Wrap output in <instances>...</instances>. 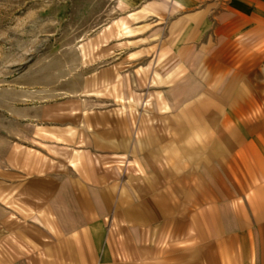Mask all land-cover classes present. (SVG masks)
<instances>
[{
	"label": "crops",
	"instance_id": "1",
	"mask_svg": "<svg viewBox=\"0 0 264 264\" xmlns=\"http://www.w3.org/2000/svg\"><path fill=\"white\" fill-rule=\"evenodd\" d=\"M223 14L44 109L0 163V264H264V0Z\"/></svg>",
	"mask_w": 264,
	"mask_h": 264
},
{
	"label": "rangeland",
	"instance_id": "2",
	"mask_svg": "<svg viewBox=\"0 0 264 264\" xmlns=\"http://www.w3.org/2000/svg\"><path fill=\"white\" fill-rule=\"evenodd\" d=\"M189 1L0 0V163L31 143L44 109L79 105L94 75L138 73L156 56L154 43L174 41L190 12L205 8L207 24L221 25L230 0L183 9ZM124 24L136 31L124 33Z\"/></svg>",
	"mask_w": 264,
	"mask_h": 264
}]
</instances>
